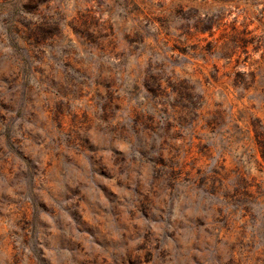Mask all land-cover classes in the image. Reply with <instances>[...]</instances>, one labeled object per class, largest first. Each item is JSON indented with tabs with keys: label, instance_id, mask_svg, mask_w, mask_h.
<instances>
[{
	"label": "rangeland",
	"instance_id": "374dc122",
	"mask_svg": "<svg viewBox=\"0 0 264 264\" xmlns=\"http://www.w3.org/2000/svg\"><path fill=\"white\" fill-rule=\"evenodd\" d=\"M0 264H264V0H0Z\"/></svg>",
	"mask_w": 264,
	"mask_h": 264
}]
</instances>
